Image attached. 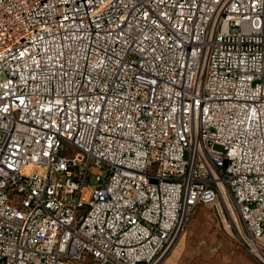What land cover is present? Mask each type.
Listing matches in <instances>:
<instances>
[{"label": "built area", "instance_id": "1", "mask_svg": "<svg viewBox=\"0 0 264 264\" xmlns=\"http://www.w3.org/2000/svg\"><path fill=\"white\" fill-rule=\"evenodd\" d=\"M198 207L264 264V0H0V264H162Z\"/></svg>", "mask_w": 264, "mask_h": 264}, {"label": "crops", "instance_id": "2", "mask_svg": "<svg viewBox=\"0 0 264 264\" xmlns=\"http://www.w3.org/2000/svg\"><path fill=\"white\" fill-rule=\"evenodd\" d=\"M198 234H184L162 264H258L233 239H212L205 246L196 245Z\"/></svg>", "mask_w": 264, "mask_h": 264}, {"label": "rangeland", "instance_id": "3", "mask_svg": "<svg viewBox=\"0 0 264 264\" xmlns=\"http://www.w3.org/2000/svg\"><path fill=\"white\" fill-rule=\"evenodd\" d=\"M215 149L222 151L220 146H216ZM92 184H96L95 178H92ZM223 210L226 215L225 209ZM223 220L224 216H219L217 212L204 207H198L193 211L183 235L187 232L198 234V239L194 241V244L201 245L202 247L212 239H233L231 232L225 229Z\"/></svg>", "mask_w": 264, "mask_h": 264}]
</instances>
